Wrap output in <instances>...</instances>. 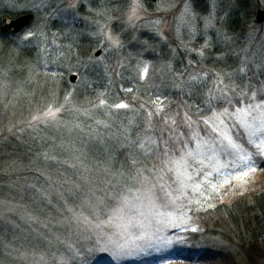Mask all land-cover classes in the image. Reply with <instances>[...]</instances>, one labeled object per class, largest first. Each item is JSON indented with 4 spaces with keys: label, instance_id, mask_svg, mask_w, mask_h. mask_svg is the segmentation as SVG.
Listing matches in <instances>:
<instances>
[{
    "label": "rangeland",
    "instance_id": "374dc122",
    "mask_svg": "<svg viewBox=\"0 0 264 264\" xmlns=\"http://www.w3.org/2000/svg\"><path fill=\"white\" fill-rule=\"evenodd\" d=\"M239 1L246 0H215L213 8L214 0H43L44 7L37 11L32 5L41 0H0V16L5 11L17 13V16L34 13L31 24L22 31L11 35L10 30L0 36V145H13L14 137L38 136L39 141L33 145L39 148L35 159L42 165L45 162L44 170L47 171L43 172L41 167H38L40 171H24L28 165L23 166V163L1 167L0 176L6 173V178L10 174L15 177L13 172H16L25 182L15 179L12 184L4 181L0 184V264H37L41 255L47 264H161L165 261L184 264L180 262L183 260L181 256H198L209 248L230 252L239 264H254L239 247L228 245L215 234H205L206 229L200 222L204 212L187 211L188 200L199 199L206 207L204 197L212 192L211 188L204 197L189 191L187 199L177 201L175 205L157 199L159 211L166 215H153L145 221L144 227H133L126 233L118 232L107 223L100 229L78 224L71 220L67 211L70 207L83 213L92 225L107 221L111 209L117 205L106 195L105 181L110 177L105 176L97 162L108 158L109 149L116 150V145L120 144L121 127H127L129 120L133 122L130 129L132 139H136L137 133L159 139V132L164 127L156 115L152 117L155 125L151 126V131H145L147 112L135 105L131 98L125 99L130 93L126 87L136 93L135 86L147 82L146 90H152L156 98L161 97L166 111L169 107L163 91L168 87L179 90L185 99L190 90L187 86L193 81L185 67L193 63L191 59L195 54L200 58L197 63L202 68L207 66V61L213 60L206 55L211 48V38L224 40L226 24L238 9ZM186 3L190 4L194 19L185 18L182 23L180 16ZM252 3L264 9V0H252ZM5 20L10 21L11 17L0 19V26ZM256 23L234 40L237 45H233V60L228 65H221L215 73L208 70L191 72L193 77L199 75L197 79H200L202 88H206L207 95H216L217 88L225 89V85V90L233 95V87L237 93L242 90L250 92L264 84V23ZM29 31L36 35L21 43L20 38ZM101 33L118 38L123 47L112 49ZM4 40L13 45L6 47ZM85 45L91 48V53L84 59L80 50ZM98 50H101L99 56L96 55ZM201 51L203 56L199 55ZM88 62L104 70L105 82L99 86L107 89L91 99L80 100L81 88L93 86L87 71ZM176 62L181 66L177 67ZM144 67L148 69L147 77H143ZM241 68L244 72L240 71ZM51 74L56 82L48 78ZM72 74L77 75L74 82L70 80ZM249 84L254 87L246 89L245 85ZM94 88L90 94L95 93ZM120 89L121 93L118 92ZM100 99H104L106 105L100 106ZM121 102L129 104L135 111L110 107ZM49 106L53 110L61 109L57 113L60 123H39L36 128L29 127V122L36 123L32 117L41 115ZM194 106L195 114L188 113L193 121L199 123L196 106L204 109L199 115H211L205 102ZM216 110L219 111L220 107L217 106ZM177 112L181 114L175 117L179 124L183 113L188 111L171 108L172 114ZM203 128L200 124V130ZM180 131L187 134L183 127ZM234 135L237 143L252 153L255 170L240 179H236V172H232L228 184L223 183L224 177L214 176L212 182L217 188L210 202L215 207L208 211L219 204L251 199L264 188V167H261L264 166V157L247 144L243 132L234 130ZM5 146L1 148L3 151ZM71 146L86 154L91 169L87 175L93 187L104 190L96 193L104 199L103 205H98L82 185L81 170L71 167L76 163ZM101 156L103 158L99 160ZM133 158L140 161L138 154ZM229 160L240 163L235 156L223 158L224 163ZM113 166L114 169L120 168L117 163ZM137 166L145 167L141 163ZM76 184H81L83 191H76ZM69 188L73 189L74 195H69ZM174 189L175 185H172L169 190L175 196L178 193ZM58 193L63 194V200ZM159 195L162 197L163 193ZM89 199L91 206L84 203ZM181 205L187 212L183 220L178 218L180 212L177 211ZM174 223L181 226L174 227ZM192 228L198 231L193 232ZM21 253L27 255L22 257ZM259 264H264V258Z\"/></svg>",
    "mask_w": 264,
    "mask_h": 264
},
{
    "label": "snow or ice",
    "instance_id": "6c2138e0",
    "mask_svg": "<svg viewBox=\"0 0 264 264\" xmlns=\"http://www.w3.org/2000/svg\"><path fill=\"white\" fill-rule=\"evenodd\" d=\"M212 6L215 8V0ZM32 7L39 11L40 8L44 7L43 0L40 3H33ZM133 16H135V10H133ZM185 18L188 20L194 19V13L189 3L185 4L181 13L180 20L182 23L185 22ZM129 19L131 20L132 17H129ZM101 34L104 35L112 49L123 47L118 38ZM35 35V32L29 31L20 38V42L25 43ZM205 47H207V40ZM199 55L203 56V51ZM240 71L244 72V69L241 68ZM142 73L143 77L148 76L147 67L142 69ZM192 79L195 80L196 77H192ZM220 83L223 84L222 79ZM253 87L250 84L245 85L246 89ZM225 89H227L226 85ZM225 89L218 87L216 95H207L205 108L211 113L210 116L199 115L204 109L196 106L199 123L193 121L191 116L185 112L182 115L181 123L178 124L175 117L181 115L179 112L175 114H172L171 110L166 112L162 106L164 101L160 100L159 97L152 100L151 105L154 107L153 111H147L146 113L147 125L145 131H151L154 112L161 118L164 125L159 132V139H154L151 135L141 136L138 133L136 139H132L130 129L133 122L129 120L127 127H121L119 143L121 147L129 149L127 161L130 170L127 172L122 170L123 165L119 169H114L113 160L110 156L103 162H97L98 167L102 169L105 176L110 177L105 181V188L108 189L106 195L114 200L117 205L111 209L107 221L92 225V222L83 213H78L69 207L67 211L71 214V220L76 221L78 224H87L96 229H100L103 224L107 223L115 227L118 232L126 233L133 227H144L145 221L153 215H166V213L159 211L156 203L157 199L167 200L171 205H175L177 201L187 199L189 191L204 197V193L208 192L209 188L212 189V192L204 197L206 207L201 204L199 199L188 200L187 211L193 213L207 212L209 209L214 208L215 205L210 202L217 188V185L212 182L214 176L224 177L223 183L228 184L230 182L228 177L231 176L232 172H236L235 178L240 179L255 170L252 167L254 163L252 153L248 152L243 144L237 143L234 130L243 132L247 144L251 145L259 156L264 157V84L250 92L242 90L237 93L235 87H233L231 89L233 95H230L229 91ZM126 91L131 92L132 89H126ZM67 99L65 97L66 102ZM99 105H106V101L100 99ZM217 106L220 107L219 111L216 110ZM110 107H114L116 110L135 111V109L130 108L129 104L123 102ZM60 111V108L53 110L49 106L41 115L32 117V121L36 123L29 122V127L36 128L39 123L59 124L57 113ZM77 111H80V109H77ZM84 112L87 114L88 110L85 109ZM161 114L163 115L161 116ZM200 124L204 126L202 130H200ZM104 126L108 127L107 124ZM73 127H78V125H73ZM139 127L137 125V128ZM181 127L187 130V134L185 131H180ZM71 149L74 152V160L76 161L71 167L81 170L82 185L87 188V192L91 197L96 199L98 205H103L104 199L102 196H97L96 193L97 191L103 193L104 190L93 187L92 181L87 175L91 169L87 165L86 154L75 148V146H71ZM135 154L142 156L144 160L138 161L133 158ZM233 156L240 161L239 164H234L231 160L227 163L223 162V158ZM145 161L151 163L152 167L137 166L138 163H144ZM146 172L147 175H145ZM226 172L227 175H225ZM168 180L171 181L170 184H168ZM82 185L76 184L74 188L78 192L83 191ZM172 185H175L174 190L178 193L175 196L172 190H169ZM68 193L74 195L73 189L69 188ZM160 193H163L162 197L159 195ZM58 195L63 200V194L58 193ZM45 198H47L46 195ZM65 203L67 202L65 201ZM84 203L91 206L90 199L85 200ZM162 206L166 207L168 205ZM183 207L185 206L181 205L177 208V211L180 212L178 218L181 220L187 216V212L183 211ZM30 219L35 220L36 218L30 217ZM173 226L179 227L181 225L174 223ZM191 231L196 232L198 229L192 228ZM26 255L27 253H21L22 257ZM37 264H47L43 255L40 256Z\"/></svg>",
    "mask_w": 264,
    "mask_h": 264
},
{
    "label": "trees",
    "instance_id": "16d2710c",
    "mask_svg": "<svg viewBox=\"0 0 264 264\" xmlns=\"http://www.w3.org/2000/svg\"><path fill=\"white\" fill-rule=\"evenodd\" d=\"M239 2L240 4L238 9L230 15L227 23L228 25L226 24V28L224 30V40H220L218 37L211 38V48H208L209 50L207 51L208 53L206 55L208 57H213V60L207 61V66L202 68V66L198 65L197 63L200 58H198V56L195 54L194 57H192L195 60L191 59L193 63L188 67H185V72L189 74L188 77L192 78L193 76L191 75V72H195L196 74V72L198 73L200 70L202 72L208 70L211 73H215V71L220 70L219 67H221V65H228L231 60H233V54L231 51L233 45L234 47H236L237 45L234 44V40L239 38L240 35H243L245 32H247L250 25L256 22V10L259 9V6L255 3H252V0ZM9 13L12 12L5 11L1 13L2 15L0 16V19H4L5 17H11V19H13L17 16V13ZM10 34L14 35L15 33L12 32ZM3 35L5 34L2 33L0 26V36ZM2 42L3 44L8 45L6 47L13 45L9 40H4ZM23 51L24 50H22V52ZM90 53L91 48L88 45H85L82 50H80V54L84 56V59L89 58ZM220 62L222 63L219 65ZM176 64L177 67L181 66L180 63L176 62ZM87 65L89 78L90 80H92L93 86H95V93L90 94L93 86L88 87V85H84L81 88V94L78 95V99L80 100L84 98L91 99L92 97H95L94 95H98V93L107 89L106 87L103 88V86H99V84L105 82L104 70L101 67L99 70L98 67H95V65L91 64V62H88ZM53 76L54 74H51L48 76V78H50L51 81L54 80L56 82V79H53ZM198 76H194L196 77V79L191 82L190 86H187V88H189L190 90L188 92V95L186 94L185 99L182 98V93L179 90H175L172 87H168L166 91H163L165 100L168 101V111L171 110L172 107H176L177 109L180 108L183 110L185 108L188 111L187 113H189L190 111L189 114L191 115L195 114V112L193 111L195 109L194 105L198 102H205L207 97V94L205 92L206 88H202L203 85L200 79H197ZM146 83L147 82H145V85L142 86L141 84L140 86H135L137 87L136 93L132 90L128 94L129 96L125 98H131L134 101L133 103L137 106L139 105V107L143 105V107L141 108L144 112L153 111L154 106L151 105V101L156 99L152 90H146L148 87ZM201 88L203 89V93H201ZM118 92L121 93L122 90L120 89ZM171 94L174 95L173 98L171 97ZM185 102L186 105H184ZM187 103L189 106L187 105ZM162 115L163 114H161V116ZM153 116H156L154 112ZM152 125L154 126L155 123H152ZM37 137L30 135V138H28L27 135H23L22 138L14 137L15 139L13 145L2 143V145H0V169L4 168L8 164H11L13 167V165L15 164L18 165L20 163H23V166L28 165L27 169L24 171L34 172L35 170H39L38 167H41L43 172L46 173L47 171L44 170L45 162H43L42 165L40 161H37V159H35L36 152L39 148L37 149L33 145H36V142L39 141V138ZM4 146L5 150L3 151L1 148H3ZM116 146V150L109 149L110 152L108 153L107 157L110 156L112 158L113 165L115 163L120 166L123 165V170H126L127 172L130 170L127 161L129 149L121 147L120 144ZM138 157L140 161L144 160L142 156L138 155ZM102 158L103 156H101L99 160H101ZM141 164L145 167H152V164L147 161ZM0 172L3 171L0 170ZM13 174L15 175V177L11 176L12 174H10V176L8 175L9 179L4 177L6 176V173L1 174L0 184L3 181L12 184V181L15 179L17 181H19L18 179L24 180L22 177L20 178V175H18V173L13 172ZM54 182H56V180H54ZM259 192V194H255L251 199L236 200L232 202V204H219L215 209L202 213L200 217V222L206 229L205 234H215L221 237L225 242H227L228 245L239 247L240 251L243 252L250 261L254 262V264H259V260L264 258V188ZM181 257L183 258V260H180V262L184 264H239L236 260V256H234L230 252L224 250H212L211 248L207 249L198 256L186 254ZM161 264H170V262L165 261Z\"/></svg>",
    "mask_w": 264,
    "mask_h": 264
},
{
    "label": "water",
    "instance_id": "95a60500",
    "mask_svg": "<svg viewBox=\"0 0 264 264\" xmlns=\"http://www.w3.org/2000/svg\"><path fill=\"white\" fill-rule=\"evenodd\" d=\"M34 18V13H24L19 15L10 21L5 20V24L2 26V32L7 33L8 31H13V33H19L24 28L29 26ZM256 21L259 24L264 23V9H259L256 14ZM101 54V50L97 51L96 55L99 56ZM70 80L72 82L77 80V75L72 74L70 76Z\"/></svg>",
    "mask_w": 264,
    "mask_h": 264
}]
</instances>
